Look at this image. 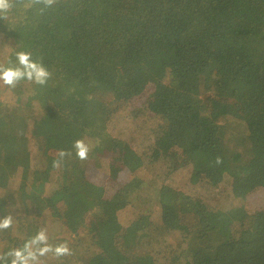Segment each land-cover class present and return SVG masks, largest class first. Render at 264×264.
Returning a JSON list of instances; mask_svg holds the SVG:
<instances>
[{
  "label": "trees",
  "instance_id": "1",
  "mask_svg": "<svg viewBox=\"0 0 264 264\" xmlns=\"http://www.w3.org/2000/svg\"><path fill=\"white\" fill-rule=\"evenodd\" d=\"M49 1L0 6V57L19 48L16 80L12 61L9 72L0 66V91H15L12 102L2 101L9 107L0 143L9 154H0V191L16 183L0 197V264L6 257L11 264H71L62 260L67 245L80 264H264V97L241 102L236 86L243 72L264 65V0H66L58 25L57 17L36 21L32 9ZM213 45L221 57L211 72L197 81L178 75ZM90 67H98L95 76ZM115 68L122 80L115 81ZM52 73L73 88H46ZM203 78L206 99L187 114L182 100ZM232 104L247 128L237 140L216 121ZM73 130L83 140L91 133L115 139L105 149L84 142L56 159L44 137ZM186 137L187 157L179 155ZM159 162L166 165L156 170ZM181 173L182 186L175 181ZM214 173L244 206L226 216L227 234L195 196L188 210L167 206ZM114 188L105 206L115 218L84 222L92 204L104 208L96 193ZM43 214L61 220L65 237L47 240ZM179 214L176 227L188 232L175 238ZM111 224L120 230L107 238L101 232Z\"/></svg>",
  "mask_w": 264,
  "mask_h": 264
},
{
  "label": "rangeland",
  "instance_id": "2",
  "mask_svg": "<svg viewBox=\"0 0 264 264\" xmlns=\"http://www.w3.org/2000/svg\"><path fill=\"white\" fill-rule=\"evenodd\" d=\"M14 1L15 0H0V6L5 7L6 3H10ZM65 2L66 0H50L49 2L42 5L39 10L32 9L35 15L36 21H40L42 17H49V18L57 17L58 19H56L54 25L56 24L58 25L59 22L65 18V15H67L65 14L66 10L64 8ZM51 30H52V27L46 28L42 30V32L47 35L51 32ZM17 37H20V35L19 36L17 35ZM61 45L62 44L58 45L57 47ZM18 50L19 48L10 50V53L7 58L2 59L0 57V60L2 62L0 64L1 71L8 70L9 72V65L11 63L9 61H12V62L14 61L12 56L13 54L14 55L17 54ZM220 57H221V52H220L219 47L216 45H213L208 49L207 52H205V56H203L202 54V56H200L192 64H189L187 66L182 65L178 67V70H179L178 75L182 74L183 76L189 77L190 80L197 81L199 79V74L203 72H207V73L211 72L210 70L212 66H214V64L216 63L214 61L219 60ZM78 60L79 59L73 58L71 60V64ZM201 62H203L202 65H201ZM87 63H88V59H87ZM16 66H17L16 62H13L11 64V69L13 71L11 77L15 78V80H16V77L13 74H14V71L16 70ZM87 68L88 67H86V70ZM90 68L93 69L92 67ZM97 68L93 69L94 72ZM28 69L30 68L28 67ZM120 69L121 68H115L113 71L114 79L116 78L115 81H118L119 79L122 80V78L124 77V76H121ZM110 70H113V68H110L107 71H110ZM84 74L86 77L94 78L90 74L83 73V75ZM95 75H96V72L94 73V76ZM236 80H237L236 86L239 88L238 91H239V97H241L240 99L241 102L245 100H249L256 96L264 97V65H261L260 67L257 66L256 68L251 69L250 71L243 72V74L240 75L238 78H236ZM46 81H45L46 88H50V87L59 88V86H62L63 89L73 88L71 83H66L65 79L59 76H55L54 73H52V75H49V77L46 78ZM207 85H208V81L205 78H203L200 84V89H197L193 94L189 95L188 97L184 98V100H182L181 108H185V113L194 114L196 109H200V103H199L200 100L206 99V94L204 90L207 89ZM14 92H15L14 90L11 92H6L5 90L0 91V105L2 107V109L0 110V124L3 123V126H4V122H3L4 116L1 113L4 112L5 109L9 107V104H6V101L5 102H2V101L4 100V98H8V100L12 102V94ZM171 106L175 107L174 105H171ZM206 107L208 108V112H212L211 111L212 107L210 103H208ZM233 108L234 107L232 104L231 106L228 107V109H226L227 110L226 115L223 113L220 114L219 116H217L216 121H218L220 124L224 126L229 127L228 129L232 130L231 134H232L233 139L237 140L238 137L241 138L242 135L246 134L247 128H246V124H244V120L242 119V116L239 114V111H234ZM35 119L36 117H32L31 120L29 121L34 131L33 136L35 137L36 140L41 142L43 140V137L41 136V133H38L35 131L36 124L35 125L33 124ZM39 127L41 130V126ZM48 128L50 129V131H52L50 127ZM239 134H241V136H238ZM54 135H55L54 137H44V144L48 147L49 150H52V153L58 152V156H56V159L58 160H59V152L63 154L65 153L76 154L78 152V147L84 142L105 149V148H108L109 143L115 139L114 136L112 135L110 136L109 134L99 135L97 133L95 134L91 133L86 137L85 140H83L81 137L78 136V133H76L74 130L70 132H63V131L57 132ZM0 140H2V134L0 135ZM190 140L191 139L188 137H186V142L185 140H183L182 147L179 148L180 150L179 155L185 156V157L191 155ZM3 146L4 145L0 143V154L8 155L9 146H6V148ZM165 165H166V162H162V163L159 162L156 167V170L159 167H165ZM102 181L104 180H101V182ZM175 181H177L176 183L178 185L182 186V184L187 181V176L184 173H181L175 178ZM227 187L228 185L224 181V177H222L219 173H214L210 176L206 184L204 183L200 187L198 186H195L192 188L187 187L186 188L187 192L182 191L176 203H169L167 204V206L169 205V207H172V209H177L180 212L181 210H188L189 206L193 205V202L195 200L193 196H195V198L200 199L203 203H206L210 209L215 211L212 219H216L218 221L217 225L224 227L226 230L225 234H227L229 227H227L225 224L226 216L235 215L236 210L238 208L244 207L240 199L235 197V195L232 192H230ZM15 190H16V183H11V184L8 183L7 186L3 188V190L0 191V197L3 195L1 194L3 192H14ZM116 191L117 190L114 188L110 191L112 192L110 194H105V195L99 194L98 195L96 193L97 200L99 199V200H102V202H104L103 203L104 208L101 207L100 205L96 206V204H92L90 208L93 211L89 215H87L84 222L86 220H90L92 221L93 227H95V223H96L95 217H99L104 220H107L109 217H112V220H113L116 216L115 210L111 208L110 206L106 207L105 205L106 203H109V201L111 200V196L113 194L115 195ZM51 199L54 200L52 196L50 197V199L48 198V200H51ZM49 210L50 212H53V210H51L50 208ZM41 218H43L45 221L43 228H44L45 236L47 240H49V238L56 239L58 236H59L58 239H60L61 237H65V234L63 232L64 228L62 226L63 223L61 222V220H59V218L55 214L51 216H46L43 214ZM173 218H174L175 224L172 226L173 228L172 230H174L172 234L175 236V238H181V236L186 235L188 231H186V229H179V227H176L179 224L178 219L180 218V214L175 215ZM69 226L75 227L76 221L69 222ZM119 230L120 228L117 225L111 224L108 228L103 230L101 234H103L107 238H112V237H115L117 233H119ZM65 251H66L67 256L65 255V258L63 256L62 258L63 261H65V259H68L70 260L69 263L71 264H80V262L76 259L78 257L77 256L78 251H76L69 245H67ZM128 255L132 257V252L129 251ZM185 259L186 260H184L183 263L187 264V258ZM146 261L151 263V261H149L148 259ZM3 263L11 264L10 258L6 257ZM163 263H165V259H161L156 264H163Z\"/></svg>",
  "mask_w": 264,
  "mask_h": 264
}]
</instances>
